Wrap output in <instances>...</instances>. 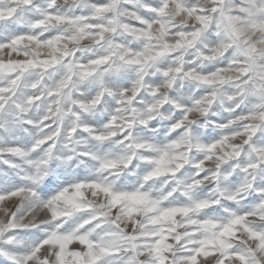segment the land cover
I'll return each instance as SVG.
<instances>
[{"label": "clouds", "instance_id": "9594fccd", "mask_svg": "<svg viewBox=\"0 0 264 264\" xmlns=\"http://www.w3.org/2000/svg\"><path fill=\"white\" fill-rule=\"evenodd\" d=\"M91 253L264 264V0H0V264Z\"/></svg>", "mask_w": 264, "mask_h": 264}, {"label": "snow or ice", "instance_id": "6c2138e0", "mask_svg": "<svg viewBox=\"0 0 264 264\" xmlns=\"http://www.w3.org/2000/svg\"><path fill=\"white\" fill-rule=\"evenodd\" d=\"M101 4H106L107 0H100ZM116 199H118V197H116ZM71 239V237H51L48 240H45L43 242V246H59L61 249H66L68 247V241ZM82 243L86 246H88V241L86 238L84 237H80ZM157 251H159V249H157ZM200 253L203 255H208V252H205L203 249L200 250ZM65 255L68 253H64ZM72 255H76V253H71ZM38 255V251L34 252L31 254V256L29 257V259L34 258ZM100 257L99 255H97L96 253H91V260H92V264H98ZM194 261L198 259V256H194L192 258ZM41 264H48V260L46 257L42 258V262ZM60 264H62V260L60 262Z\"/></svg>", "mask_w": 264, "mask_h": 264}]
</instances>
